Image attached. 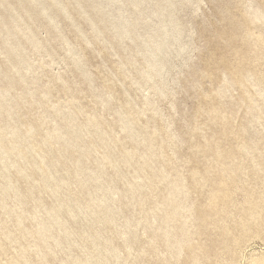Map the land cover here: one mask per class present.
<instances>
[{
	"label": "rangeland",
	"instance_id": "374dc122",
	"mask_svg": "<svg viewBox=\"0 0 264 264\" xmlns=\"http://www.w3.org/2000/svg\"><path fill=\"white\" fill-rule=\"evenodd\" d=\"M0 185L1 264H264V0H0Z\"/></svg>",
	"mask_w": 264,
	"mask_h": 264
},
{
	"label": "bare ground",
	"instance_id": "6f19581e",
	"mask_svg": "<svg viewBox=\"0 0 264 264\" xmlns=\"http://www.w3.org/2000/svg\"><path fill=\"white\" fill-rule=\"evenodd\" d=\"M44 1V0H43ZM104 1H111V0H104ZM162 1V0H161ZM189 1V0H188ZM36 2V1H35ZM42 2V1H41ZM166 2H168V1H166ZM170 2V1H169ZM174 2H176V1H174ZM178 2V1H177ZM185 2V1H184ZM196 2H198V1H196ZM195 1H194V3H196ZM180 3H182V2H180ZM176 4V3H175ZM17 5V4H16ZM45 5V4H44ZM168 5H169V3H168ZM177 5V4H176ZM47 6V5H46ZM171 6V5H170ZM194 6V5H193ZM198 6V5H197ZM197 6H196V9H197ZM172 8V7H171ZM177 8H179V7H177ZM45 9V8H44ZM44 9H41V11L43 12V13H45V12H47V11H45ZM47 9H49V8H47ZM165 9V8H164ZM176 9V8H175ZM12 10V9H11ZM34 10H36V9H34ZM169 10V9H168ZM168 10H167V12H168ZM45 11V12H44ZM49 11V10H48ZM58 11V10H57ZM64 11V10H63ZM163 11H165V10H163ZM194 11H195V9H194ZM193 11V12H194ZM16 12V11H15ZM61 12V11H60ZM125 12V11H124ZM166 12V11H165ZM8 13V12H7ZM10 13H12L13 14V12L11 11ZM31 13V12H30ZM36 13V12H35ZM51 14L53 13V12H50ZM261 13V12H260ZM61 14H62V12H61ZM83 14V13H82ZM170 14H171V12H170ZM2 15V14H1ZM10 15V14H9ZM9 15H8V17H9ZM13 15H15V14H13ZM45 15H47V13L45 14ZM56 15H58L57 14V12H56ZM4 16V15H3ZM11 16V15H10ZM19 16V15H18ZM17 16V17H18ZM48 16V15H47ZM55 16V15H54ZM84 16V15H83ZM153 16H158L157 18H156V22L158 21V24H156V28H157V30H159L158 31V40L156 41V42H154L153 43V45H152V43L149 45V49H147V53H149V55H150V61H149V65L151 66V67H153V69H152V71H154V72H156L157 74H159V73H161L160 72V70H163V69H166V66H165V68H164V65H162V64H156V62L159 60V59H157L158 57H157V51L159 50V47H160V43H161V41L163 42L164 41V38L167 36L166 35V33L167 34H171V36L174 38V40H171V42H170V44L169 45H165L164 43H163V47L162 48H164V54H169L170 52H174L176 55H178V53L179 54H181L180 53V51L183 49V46H182V44H181V41H180V39H182V38H180L181 36L177 33V32H175L174 31V27L172 28V26L170 25L171 23H173L174 24V22H175V19L174 20H172L171 22H170V24H168V25H165V23H164V21H163V19L160 17V14H156V13H154L153 14ZM2 17V16H1ZM12 17V16H11ZM52 17V16H51ZM91 17V16H90ZM7 17L5 16V18L4 19H6ZM13 18V17H12ZM27 18V17H26ZM47 18H49V17H47ZM89 18V17H88ZM167 18V17H166ZM10 19V18H9ZM19 19H22V18H19ZM49 19H51V18H49ZM168 19V18H167ZM121 20V19H120ZM170 20V19H169ZM9 21V20H8ZM46 21V20H45ZM93 21V20H92ZM174 21V22H173ZM7 22V21H6ZM10 22V21H9ZM177 22V21H176ZM23 23V22H22ZM72 23V22H71ZM88 23H89V21H88ZM91 23V22H90ZM122 23H123V21H122ZM167 23V22H166ZM7 24H10V23H7ZM16 24V23H15ZM14 24V25H15ZM59 24V23H58ZM73 24V23H72ZM126 24V23H125ZM123 25V26H121V25H116L118 28H117V31H119V33L120 34H125V33H127L128 32V30H127V28H126V25ZM13 25V24H12ZM93 25V24H92ZM114 25V24H113ZM174 25H176V24H174ZM173 25V26H174ZM24 26H26V25H24ZM88 26H90V25H88ZM82 28V27H81ZM86 28V27H85ZM190 28V27H189ZM73 29V28H72ZM89 29H90V27H89ZM98 30V29H97ZM187 30V29H186ZM191 30V29H190ZM194 31V30H193ZM33 32V31H32ZM96 32V31H95ZM188 31H186L185 33H187ZM30 33V32H29ZM34 33V32H33ZM101 33V32H100ZM81 34V33H80ZM94 34V33H93ZM92 34V35H93ZM116 34V33H115ZM182 34V33H181ZM83 35V34H82ZM180 37H179V36ZM185 35V34H184ZM32 36H33V34H32ZM31 36V37H32ZM123 36V35H122ZM22 37H24V36H22ZM88 37V36H87ZM91 37V36H90ZM115 37V36H114ZM121 37V36H120ZM182 37H183V35H182ZM185 37H187V36H185ZM185 37H184V39H185ZM190 37H192L191 35H190ZM36 38V37H35ZM122 38V37H121ZM180 38V39H179ZM189 38V37H188ZM30 39H32V38H30ZM128 39V38H127ZM170 39H171V37H170ZM190 39V38H189ZM189 39H188V41H189ZM185 40H187V39H185ZM121 41V40H120ZM173 41V42H172ZM91 42V41H90ZM147 42V41H146ZM166 42V41H165ZM38 43V42H37ZM167 43V42H166ZM173 43V44H172ZM34 44H35V42H34ZM86 44V43H85ZM146 44V43H145ZM148 44V43H147ZM146 44V45H147ZM255 44V43H254ZM93 45V44H92ZM192 45V44H191ZM258 45V44H257ZM91 46V45H90ZM120 46V45H119ZM188 46H190V45H188ZM193 46V45H192ZM253 47V46H252ZM34 48V47H33ZM186 48V47H185ZM35 49V48H34ZM37 49V48H36ZM124 49V48H123ZM23 50V49H22ZM38 50V49H37ZM76 50V49H75ZM185 51H184V53L186 52V49H184ZM191 50V49H190ZM25 51V50H24ZM18 52V51H17ZM79 52V51H78ZM188 52V51H187ZM45 53H47V52H45ZM74 53V52H73ZM73 53L71 54V55H73ZM173 53V54H174ZM75 54V53H74ZM46 55V54H45ZM170 55V54H169ZM186 55H188V54H186ZM185 55V59H186V56ZM83 56V55H82ZM160 56H161V54H160ZM164 56V55H163ZM173 56V55H172ZM184 56V55H183ZM27 57V56H26ZM48 57V56H47ZM50 57H51V55H50ZM72 57V56H71ZM75 58V57H74ZM166 58V57H165ZM29 59V58H28ZM120 59V58H119ZM164 59V58H163ZM177 59H179V57L177 58ZM181 59V58H180ZM182 59H183V57H182ZM32 60V59H31ZM41 60H42V58H41ZM188 60V59H187ZM163 61V60H162ZM164 61H165V59H164ZM173 61H174V59H173ZM177 61V60H176ZM19 62V61H18ZM26 62V61H25ZM72 62V61H71ZM184 63L185 61L183 60V61H181V63ZM9 63V62H8ZM23 63V62H22ZM33 63V62H32ZM32 63H30V64H32ZM75 63V62H74ZM24 64V63H23ZM26 64V63H25ZM35 64V63H34ZM71 64V63H70ZM80 64V63H79ZM82 64V63H81ZM17 65H19V64H17ZM27 65V64H26ZM33 65V64H32ZM21 66V65H20ZM24 66V65H23ZM169 66V65H168ZM172 66V65H171ZM22 68V67H21ZM27 68H29V67H27ZM81 68V67H80ZM170 68V67H169ZM31 69V68H30ZM20 70V69H19ZM28 69H26V71H27ZM21 71V70H20ZM165 71V70H164ZM168 71H170V70H168ZM17 72V71H16ZM16 72H15V74H16ZM23 72V71H22ZM32 72V71H31ZM165 72H167V71H165ZM24 73V72H23ZM37 73V72H36ZM39 73V72H38ZM163 73L164 72H162V74L161 75H163ZM148 74V73H147ZM167 74V73H166ZM18 76V75H17ZM152 76V75H151ZM27 77V76H26ZM84 77V76H83ZM160 77V76H159ZM170 77H172V76H170ZM166 78V77H165ZM164 78V79H165ZM168 78V77H167ZM19 79V78H18ZM149 79V78H148ZM157 80V79H156ZM58 81V80H57ZM133 81V80H132ZM142 81V80H141ZM31 82V81H30ZM137 82V81H136ZM135 82V83H136ZM166 82V81H165ZM78 83V82H77ZM139 83V82H138ZM167 83V82H166ZM159 84V83H158ZM140 85V84H139ZM138 86V85H137ZM159 86V85H158ZM167 86V85H166ZM150 87H152V86H150ZM161 88H162V86H160ZM176 87V86H175ZM184 87H186V86H184ZM140 88V87H139ZM144 88H146V87H144ZM149 88V87H148ZM141 89V88H140ZM147 90V89H146ZM165 90V89H164ZM168 90V89H167ZM159 91V90H158ZM170 91V90H169ZM143 92H144V90H143ZM163 92V91H162ZM147 93V92H146ZM150 93V92H149ZM153 93V92H152ZM157 93V92H156ZM151 94V93H150ZM160 94V93H159ZM171 94H173V93H171ZM250 94V93H249ZM42 95H44V94H42ZM144 95H145V93H144ZM260 95V94H259ZM46 96V95H45ZM255 96V95H254ZM253 96V97H254ZM129 97V96H128ZM143 97V96H142ZM145 97H146V95H145ZM260 97V96H259ZM131 98V97H130ZM136 98V97H135ZM167 98V97H166ZM170 98V97H169ZM142 99V98H141ZM153 99V98H152ZM174 99V98H173ZM249 99V98H248ZM258 99V98H257ZM132 100V99H131ZM143 100V99H142ZM167 100V99H166ZM102 101V100H101ZM168 101V100H167ZM126 102H128V101H126ZM133 102V101H132ZM155 102V101H154ZM258 102V101H257ZM259 102H260V100H259ZM130 103V102H129ZM175 103V102H174ZM10 104V103H9ZM106 104H107V102H106ZM105 104V105H106ZM146 104V103H145ZM169 104H171V103H169ZM157 105V104H156ZM132 106V105H131ZM171 106H172V104H171ZM170 106V107H171ZM126 107H128V106H126ZM133 107V106H132ZM136 107V106H135ZM169 107V108H170ZM175 107V106H174ZM138 108V107H137ZM157 108H158V105H157ZM120 110H122L121 108H119ZM258 109V108H257ZM14 110V109H13ZM134 110V109H133ZM138 110V109H137ZM140 110V109H139ZM260 110V109H259ZM141 111V110H140ZM157 111V110H156ZM118 112V111H117ZM154 113V112H153ZM124 113L122 112V116L124 117V115H123ZM129 114V113H128ZM133 114V113H132ZM131 114V115H132ZM139 114V113H138ZM44 115V114H43ZM117 115V114H116ZM130 115V114H129ZM130 115V116H131ZM168 115V114H167ZM174 115V114H173ZM136 116V115H135ZM134 116V117H135ZM261 116V115H260ZM46 118V117H45ZM50 118H51V116H50ZM164 118V117H163ZM121 119V118H120ZM138 119V118H137ZM46 120H48V119H46ZM103 120V119H102ZM261 120H262V118H261ZM107 121V120H106ZM120 121V120H119ZM102 122V121H101ZM112 122V121H111ZM127 122V121H126ZM6 123V122H5ZM120 123V122H119ZM129 124H130V122H128ZM122 124V123H121ZM144 124V123H143ZM110 125V124H109ZM127 125V124H126ZM125 124L123 125V126H126ZM23 126V125H22ZM74 126V125H73ZM119 126V125H118ZM128 126V125H127ZM130 126V125H129ZM128 126V127H129ZM6 127V126H5ZM4 127V128H5ZM9 127V126H8ZM13 127H14V125H13ZM16 127V126H15ZM171 127V126H170ZM166 128H167V126H166ZM10 129H11V127H10ZM14 129V128H13ZM79 129V128H78ZM77 129V130H78ZM17 130V129H16ZM76 130V131H77ZM13 131V130H12ZM18 131H20V130H18ZM54 131H56V130H54ZM11 132V131H10ZM56 132H58V131H56ZM171 132V131H170ZM50 133V132H49ZM55 133V132H54ZM97 133V132H96ZM85 134V133H84ZM116 134V133H115ZM97 135V134H96ZM106 135V134H105ZM53 136V135H52ZM72 136H73V134H72ZM84 136V135H83ZM101 136V135H100ZM99 136V137H100ZM117 136V135H116ZM150 136V135H149ZM105 137V136H104ZM161 137V136H160ZM149 138V137H148ZM162 138V137H161ZM117 139V138H116ZM169 139H170V137H169ZM46 141V140H45ZM47 142V141H46ZM45 142V143H46ZM98 142V141H97ZM170 142L172 143V141L170 140ZM93 143V142H92ZM75 144V143H74ZM94 144V143H93ZM103 145H104V143H103ZM241 145V144H240ZM79 146V145H78ZM105 146V145H104ZM50 148V147H49ZM83 148V147H82ZM92 148V147H91ZM106 148V147H105ZM94 149H95V151H94ZM93 149V151H94V153L96 152V147ZM112 149V148H111ZM129 149V148H128ZM242 149H243V147H242ZM152 150V149H151ZM65 151V150H64ZM112 151V150H111ZM77 153V152H76ZM81 153V152H80ZM97 153V152H96ZM63 155H65L64 153H62ZM250 154V153H249ZM253 154V153H252ZM96 155V154H95ZM101 155V154H100ZM103 155V154H102ZM101 155V156H102ZM111 155H112V153H111ZM116 156V155H115ZM154 156H155V154H154ZM96 157H97V155H96ZM103 157H105L104 155H103ZM107 158H108V156H106ZM102 158V157H101ZM240 158V157H239ZM238 158V159H239ZM173 159H175V158H173ZM66 160H67V158H66ZM80 160V159H79ZM88 160V159H87ZM106 161V160H105ZM210 161V160H209ZM251 161V160H250ZM111 162V161H110ZM244 162V161H243ZM256 162V161H255ZM80 163V162H79ZM177 163H178V161H177ZM253 163V162H252ZM81 164V163H80ZM83 164V163H82ZM81 164V165H82ZM86 164V163H85ZM88 165V164H87ZM107 165V164H106ZM216 165V164H215ZM254 166V165H253ZM83 167V166H82ZM178 167V166H177ZM261 167V166H260ZM53 168V167H52ZM56 168V167H55ZM164 168V167H163ZM166 168V167H165ZM254 168V167H253ZM182 170V169H181ZM168 172V171H167ZM105 173V172H104ZM27 174V173H26ZM157 174V173H156ZM182 175V174H181ZM127 176V175H126ZM166 177V176H165ZM182 177V176H181ZM128 178V177H127ZM184 177H182L181 179H183ZM263 178V177H262ZM142 179V178H141ZM166 179V178H165ZM179 179V178H178ZM44 180H46V179H44ZM122 180V179H121ZM39 181V180H38ZM181 181V180H180ZM170 182H171V180H170ZM173 182V181H172ZM183 182V181H182ZM186 182V181H185ZM144 184V183H143ZM171 184V183H170ZM176 184V183H175ZM180 184V183H179ZM182 184V183H181ZM149 185V184H148ZM172 185V184H171ZM183 186H184V184H182ZM1 186V185H0ZM177 187H179V186H177ZM134 188V187H133ZM171 188H174L173 186L171 187ZM184 188V187H183ZM3 189V188H2ZM130 189H131V187H130ZM175 189V188H174ZM187 190H188V188H186ZM263 190V189H262ZM171 192H172V190H171ZM182 192V191H181ZM188 193V192H187ZM176 194V193H175ZM185 194H186V192H185ZM174 195V194H173ZM190 195V194H189ZM263 195V194H262ZM177 196V195H176ZM187 196H188V194H187ZM245 196V195H244ZM258 196H260V195H258ZM175 197V196H174ZM179 197H180V195H179ZM263 196H261V198H262ZM82 198V197H81ZM172 198V197H171ZM95 199V198H94ZM174 199V198H173ZM176 199V198H175ZM182 199V198H181ZM186 199H187V197H186ZM262 199H264V198H262ZM126 201V200H125ZM169 201V200H168ZM176 201V200H175ZM175 201H173V203L175 204ZM250 201V200H249ZM248 201V202H249ZM257 201H259V199L257 200ZM262 201V200H261ZM92 202V201H91ZM171 202V201H170ZM89 203V202H88ZM178 203V202H177ZM177 203H176V205H177ZM184 203H185V201H184ZM183 203V204H184ZM191 203V202H190ZM173 204V205H174ZM186 204V203H185ZM249 204H250V202H249ZM251 204H253L252 202H251ZM255 204V203H254ZM259 204V203H258ZM262 204V203H261ZM264 204V203H263ZM168 205V204H167ZM179 205V204H178ZM189 205V204H188ZM239 205V204H238ZM256 205V204H255ZM166 206V205H165ZM164 207V206H163ZM165 208V207H164ZM169 208V207H168ZM261 208V207H260ZM259 208V209H260ZM264 208V207H263ZM190 209V208H189ZM229 209V208H228ZM243 209V208H242ZM241 209V210H242ZM250 209V208H249ZM168 210V209H167ZM192 210V209H191ZM222 210V209H221ZM255 210V209H254ZM136 209H135V213H136ZM181 211V210H180ZM184 211V210H183ZM186 211H187V209H186ZM186 211H185V213H186ZM247 211V210H246ZM257 211V210H256ZM262 211V210H261ZM172 212V211H171ZM263 212V211H262ZM78 213V212H77ZM133 213V212H132ZM163 213V212H162ZM170 213V212H169ZM177 213H178V215H179V212L177 211ZM191 213V212H190ZM246 213V212H245ZM244 213V214H245ZM139 214V213H138ZM137 214V215H138ZM192 214V213H191ZM247 214H248V212H247ZM259 214V213H258ZM157 215H159V214H157ZM230 215V214H229ZM236 215V214H235ZM261 215V214H260ZM82 216V215H81ZM164 216V215H163ZM172 216V215H171ZM177 216V215H176ZM182 216V215H181ZM80 217V216H79ZM138 217V216H137ZM168 217V216H167ZM191 217V216H190ZM237 217H239V216H237ZM241 217V216H240ZM252 217V216H251ZM82 218V217H81ZM235 218V217H234ZM257 218V217H256ZM236 219V218H235ZM242 219V218H241ZM247 219H250V218H247ZM261 219V218H260ZM137 220V219H136ZM161 220V219H160ZM163 221L165 220V219H162ZM161 220V221H162ZM173 220H175V219H173ZM238 220H240V219H238ZM263 220V219H262ZM56 221H58V219L56 220ZM162 221V222H163ZM183 221H184V219H183ZM223 221H225V220H223ZM244 221V220H243ZM253 221V220H252ZM22 222V221H21ZM179 222V221H178ZM231 222V221H230ZM232 222H235V221H232ZM261 222V221H260ZM262 222H264V220L262 221ZM219 223H221V222H219ZM224 223V222H223ZM239 223V222H238ZM247 223V222H246ZM249 223V222H248ZM247 223V224H248ZM147 224V223H146ZM233 224V223H232ZM241 224H242V222H241ZM234 225V224H233ZM238 225V224H237ZM243 225V224H242ZM259 225V224H258ZM42 226V225H41ZM252 226V225H251ZM183 227V226H182ZM229 227V226H228ZM235 227V226H234ZM237 227V226H236ZM242 227V226H241ZM246 227V226H245ZM248 227V226H247ZM226 228V227H225ZM231 228H233V227H231ZM244 228V227H243ZM36 229H38V228H36ZM181 229V228H180ZM183 229V228H182ZM234 229V228H233ZM244 229H247V228H244ZM29 230V229H28ZM235 230V229H234ZM243 230V229H242ZM26 231V230H25ZM30 231V230H29ZM161 231H162V228H161ZM182 231V230H181ZM183 231H185V230H183ZM239 231V230H238ZM245 231V230H244ZM249 231V230H248ZM170 232V231H169ZM187 233V232H186ZM225 233V232H224ZM231 233V232H230ZM229 233V234H230ZM246 233H247V230H246ZM189 234V233H188ZM239 234V233H238ZM237 234V235H238ZM243 234V233H242ZM248 234V233H247ZM256 234V233H255ZM254 235V234H253ZM154 236H155V234H154ZM190 236V235H189ZM233 236V235H232ZM173 237V236H172ZM185 237V236H184ZM235 237V236H234ZM237 237V236H236ZM240 237V236H239ZM243 237V236H242ZM244 237H246V236H244ZM164 238V237H163ZM174 238V237H173ZM183 238V237H182ZM7 239H9V238H7ZM155 238H153V240H154ZM170 239V238H169ZM185 239V238H184ZM237 239V238H236ZM239 239V238H238ZM48 240V239H47ZM160 240H161V238H160ZM175 240V239H174ZM193 240V239H192ZM243 240V239H242ZM13 241V240H12ZM11 241V242H12ZM169 241V240H168ZM172 241V240H171ZM232 241V240H231ZM14 242V241H13ZM155 242V241H154ZM154 242H152V243H154ZM174 242V241H173ZM172 242V243H173ZM188 242V241H187ZM151 243V242H150ZM151 243V244H152ZM178 244H179V242H177ZM177 243H174V244H177ZM188 243H190V242H188ZM231 243V242H230ZM16 244H17V242H16ZM182 244H184V243H182ZM186 244V243H185ZM232 244V243H231ZM244 244V243H243ZM23 245V244H22ZM179 245H181V244H179ZM227 245V244H226ZM149 246V245H148ZM154 246V245H153ZM175 246V245H174ZM187 246V245H186ZM228 246V245H227ZM21 247V246H20ZM172 247V246H171ZM182 247V246H181ZM226 247V246H225ZM13 248V247H12ZM19 248V247H18ZM229 248H232V247H229ZM241 248V247H240ZM32 249V248H31ZM53 249V248H52ZM162 249H163V247H162ZM175 249V248H174ZM176 249H177V247H176ZM40 250V249H39ZM154 250V249H153ZM158 250V249H157ZM227 250V249H226ZM236 250H238V249H236ZM241 250V249H240ZM50 251V250H49ZM161 251V250H160ZM159 251V252H160ZM221 251V250H220ZM239 251V250H238ZM30 252V251H29ZM41 252V251H40ZM127 252V251H126ZM165 252V251H164ZM168 252V251H167ZM35 253V252H34ZM236 253H238V252H236ZM239 253H240V251H239ZM40 254V253H39ZM43 254H45V253H43ZM167 254H169V253H167ZM167 254L165 255V256H167ZM177 254H178V252H177ZM164 255V254H163ZM215 255V254H214ZM226 255V254H225ZM227 255H230V254H227ZM226 255V256H227ZM232 255V254H231ZM36 256V255H35ZM165 256H164V258H165ZM169 256V255H168ZM176 256V255H175ZM233 256V255H232ZM115 257V256H114ZM215 257V256H214ZM235 257H236V255H235ZM38 258V257H37ZM106 258V257H105ZM177 258V257H176ZM175 258V259H176ZM3 259V258H2ZM90 259V258H89ZM178 259V258H177ZM209 259V258H208ZM220 259V258H219ZM230 259V258H229ZM252 259V258H251ZM250 259V260H251ZM37 260H39V259H37ZM195 260V259H194ZM196 260H197V258H196ZM224 260V259H223ZM222 260V261H223ZM226 260V259H225ZM228 260V259H227ZM232 260V259H231ZM255 260V259H254ZM25 261V260H24ZM107 261V260H106ZM216 261H217V259H216ZM221 261V260H220ZM262 261V260H261ZM49 262V261H48ZM96 262V261H95ZM108 262V261H107ZM123 262V261H122ZM227 262V261H226ZM231 262V261H230ZM233 262V261H232ZM235 262V261H234ZM255 262H258V261H256L255 260ZM24 263V262H23ZM34 263V262H33ZM63 263V262H62ZM222 263V262H221ZM259 263V262H258ZM262 263V262H261ZM1 264V263H0ZM107 264V263H106ZM233 264V263H232ZM253 264V263H252Z\"/></svg>",
	"mask_w": 264,
	"mask_h": 264
}]
</instances>
